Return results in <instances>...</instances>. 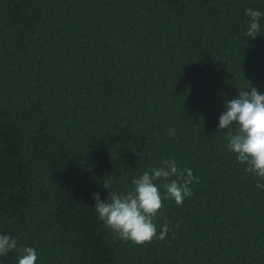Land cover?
<instances>
[{
    "label": "trees",
    "instance_id": "16d2710c",
    "mask_svg": "<svg viewBox=\"0 0 264 264\" xmlns=\"http://www.w3.org/2000/svg\"><path fill=\"white\" fill-rule=\"evenodd\" d=\"M248 7L264 0H0V233L37 264H264V181L218 130L248 81L264 94ZM166 159L199 177L193 195L163 202L164 240H121L93 194Z\"/></svg>",
    "mask_w": 264,
    "mask_h": 264
},
{
    "label": "clouds",
    "instance_id": "9594fccd",
    "mask_svg": "<svg viewBox=\"0 0 264 264\" xmlns=\"http://www.w3.org/2000/svg\"><path fill=\"white\" fill-rule=\"evenodd\" d=\"M245 15L249 21L244 37L255 39L261 32L264 13L248 7ZM224 107L226 111L219 117L218 130L225 132V147L239 164L244 165L245 173L254 180L264 181V94L248 81L234 99L225 100ZM175 132L172 128L169 135L175 136ZM198 181L199 177L194 176L191 168H181L176 160L166 159L161 166L134 178L129 190L110 191L107 200H101L100 194L94 193L95 212L97 218L123 241L136 245L151 243L154 239L162 241L172 231L167 222L160 226L159 233L157 231L156 219L164 207L163 202L174 200L181 206L193 195L190 186ZM110 182V178L104 182L105 189L109 190ZM256 187L264 189V183L257 182ZM175 227L179 228V224ZM18 241V237L0 233V257L14 253L17 264H37L36 248L21 246Z\"/></svg>",
    "mask_w": 264,
    "mask_h": 264
}]
</instances>
